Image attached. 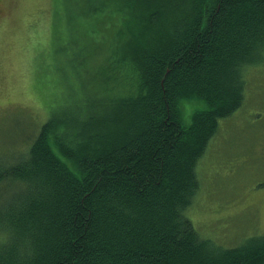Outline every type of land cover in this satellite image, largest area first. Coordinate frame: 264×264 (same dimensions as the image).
Masks as SVG:
<instances>
[{"label":"trees","instance_id":"1","mask_svg":"<svg viewBox=\"0 0 264 264\" xmlns=\"http://www.w3.org/2000/svg\"><path fill=\"white\" fill-rule=\"evenodd\" d=\"M53 5L62 75L46 118L0 154V264H264V235L223 247L185 215L264 54V0ZM192 100L206 109L185 126Z\"/></svg>","mask_w":264,"mask_h":264},{"label":"rangeland","instance_id":"2","mask_svg":"<svg viewBox=\"0 0 264 264\" xmlns=\"http://www.w3.org/2000/svg\"><path fill=\"white\" fill-rule=\"evenodd\" d=\"M55 12L53 0H0V154L47 116L49 83L62 75L50 40ZM203 109L184 101L182 124ZM196 172L185 215L200 237L233 247L264 235V54L246 68L243 104L219 121Z\"/></svg>","mask_w":264,"mask_h":264}]
</instances>
